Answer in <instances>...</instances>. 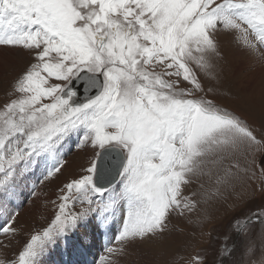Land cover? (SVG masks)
<instances>
[{
    "label": "snow or ice",
    "instance_id": "obj_1",
    "mask_svg": "<svg viewBox=\"0 0 264 264\" xmlns=\"http://www.w3.org/2000/svg\"><path fill=\"white\" fill-rule=\"evenodd\" d=\"M225 43L264 61V0H0V57L27 59L0 103V200L36 169L59 179L74 135L92 155L86 174L63 183L49 226L0 264H41L59 241L82 253L124 212L101 257L121 264L129 249L158 242L176 210L196 211L253 178L264 193V134L214 95ZM202 177L209 187L191 190ZM245 207L232 216L240 239L211 264H264L252 238L264 201ZM17 215L0 203L9 244L21 234Z\"/></svg>",
    "mask_w": 264,
    "mask_h": 264
},
{
    "label": "rangeland",
    "instance_id": "obj_2",
    "mask_svg": "<svg viewBox=\"0 0 264 264\" xmlns=\"http://www.w3.org/2000/svg\"><path fill=\"white\" fill-rule=\"evenodd\" d=\"M15 57L16 64L8 67L4 63L2 68L5 67L6 70L3 74L0 71V103L6 99L4 95L5 83L11 82L27 63V59L23 55H18V57L15 55ZM213 83L216 86L214 95L220 103L245 117L257 135L264 134V61L235 44L225 43L224 55L220 61V77ZM79 139L74 135L64 144L61 154L65 167L62 169L63 174L59 179L54 176L44 179L43 168L36 169L28 181L16 190L12 200L8 201V197L0 200V203H3L9 211L15 210L18 213L17 226L21 230L18 237L11 238L10 244V238L0 235V242L6 245V247L0 248V258H15L31 235L48 227L58 213V205L61 202L58 197L63 195L60 191L63 183L67 182V178L86 174V169L90 167L92 161V155L86 146L78 147L76 145L75 142ZM240 159L242 166L244 163L251 166L252 156L240 157ZM256 162L258 169L261 164H264V155L256 154ZM209 183L207 177H202L191 190H200V184H204V187L208 188ZM33 189H35L34 194ZM191 190H185L183 195L189 196ZM262 201H264V193L261 192L258 178L237 184L234 189L225 191L224 196L220 199L210 201L196 211L184 210L183 215L179 214L180 210L172 212L168 221V230L162 237L163 239L161 238L158 242L150 245L159 247L161 241H164V248L159 247L155 254L161 258L162 264H189V261L195 259L197 254L205 256L208 264H211L217 248H222L225 244L231 247L233 242L240 239L235 232V222L232 220L236 205L240 202L247 204V207L243 209L247 213L249 210H256ZM82 207L84 205L78 204L71 210L79 211ZM123 216H125L124 212H118L115 221L111 224L114 226L112 239L105 240L102 237L99 240L98 237H95V241L89 249L97 250L96 248H100L97 245H105L107 242L113 241L114 236L122 227ZM119 217L121 222H119ZM4 218L0 217V219ZM110 227H106L108 231ZM100 232L102 233L101 229ZM252 238L257 247V255L254 259H259L261 252L264 251V226L257 225L253 230ZM66 247L61 248V252H64ZM146 248L143 245L129 249L128 254L122 258L121 264H140V258L144 255L145 259V256L150 253V250H146ZM105 255L106 252L103 253V256ZM239 258V254L234 257V259ZM95 261L96 264H104L102 259L95 258ZM43 264H52V262L45 259Z\"/></svg>",
    "mask_w": 264,
    "mask_h": 264
},
{
    "label": "bare ground",
    "instance_id": "obj_3",
    "mask_svg": "<svg viewBox=\"0 0 264 264\" xmlns=\"http://www.w3.org/2000/svg\"><path fill=\"white\" fill-rule=\"evenodd\" d=\"M17 57H18V55H17ZM20 57V56H19ZM0 62H1V64H0V71H1V73L3 74L4 73V71L6 70V68L4 67V68H2V65L5 63L6 65H8V67H10V65H14V64H16L17 63V60H16V57H15V55H10V56H8V57H6V58H4V57H0ZM19 62V61H18ZM20 63H22L23 64V62H20ZM5 65V66H6ZM18 66V65H17ZM237 82H239L238 80H237ZM240 89L241 90H243L242 89V87H240ZM250 98H252L253 99V97H251L250 96ZM79 155V154H78ZM82 158H83V156H82ZM86 159V158H85ZM77 168V167H76ZM61 182V181H60ZM38 196V195H37ZM40 197H41V195H40ZM41 199V198H40ZM38 200H39V197H38ZM60 203V202H59ZM58 210V209H57ZM53 219V218H52ZM163 239V238H162ZM105 241V240H104ZM106 242V241H105ZM164 241H161V246H159V247H161V248H164ZM167 243V242H166ZM152 245V244H151ZM151 245H145V248H146V250H150V253H148L146 256H145V259H144V255L140 258V261H139V263L140 264H162L161 263V261H160V259L161 258H159L158 257V255L156 256L155 254H156V250H159L158 248L159 247H155V246H151ZM149 247V248H148ZM164 250V249H163ZM162 254V253H161ZM161 254H159V255H161ZM143 258V259H142ZM164 259V258H163ZM164 261V260H163ZM169 261V260H168Z\"/></svg>",
    "mask_w": 264,
    "mask_h": 264
},
{
    "label": "water",
    "instance_id": "obj_4",
    "mask_svg": "<svg viewBox=\"0 0 264 264\" xmlns=\"http://www.w3.org/2000/svg\"><path fill=\"white\" fill-rule=\"evenodd\" d=\"M77 88H80L81 89V98L80 99H83L84 98V94L86 95L87 93H84V90H83V85H80L79 82H77ZM83 91V93H82Z\"/></svg>",
    "mask_w": 264,
    "mask_h": 264
}]
</instances>
